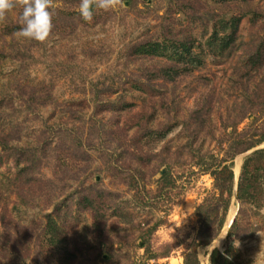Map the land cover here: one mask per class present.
I'll use <instances>...</instances> for the list:
<instances>
[{
	"label": "rangeland",
	"instance_id": "1",
	"mask_svg": "<svg viewBox=\"0 0 264 264\" xmlns=\"http://www.w3.org/2000/svg\"><path fill=\"white\" fill-rule=\"evenodd\" d=\"M80 2L50 0L43 41L17 35L21 0L0 18V262L58 264L41 241L51 213L72 264H182L215 194L204 165L264 130V58L248 63L264 45V0H115L88 21ZM220 23L222 49L208 42ZM143 42L158 53L134 48ZM173 42L196 62L176 64ZM250 149L231 158L233 194L211 241L224 234L219 250L264 264V192L260 207L235 195Z\"/></svg>",
	"mask_w": 264,
	"mask_h": 264
},
{
	"label": "trees",
	"instance_id": "2",
	"mask_svg": "<svg viewBox=\"0 0 264 264\" xmlns=\"http://www.w3.org/2000/svg\"><path fill=\"white\" fill-rule=\"evenodd\" d=\"M225 29L226 26L220 23L219 28L216 27L208 38L209 44L216 43L219 49L226 46L229 43V35L225 34ZM219 31L224 34L219 35ZM134 48L138 51L142 50L144 52L158 53L157 49L159 48V44L143 42L137 44ZM172 48L174 49H172L174 56L177 59L175 62L176 64L179 59H186L191 63L196 62L198 56L191 52L189 44L185 42H173ZM263 50L264 45L257 48L255 53L249 56L248 63L253 64L257 60H262L264 58L261 54ZM174 73H176L175 66H168L166 69L162 70L161 76L164 77L166 75L168 76L167 79H172ZM256 135L257 136L254 138V135L251 134L250 139L239 138V140L230 144L231 153L229 155V162L225 163V160L223 162L221 160L213 166L204 165L203 169L212 175L215 194L213 195L211 204L205 205L203 203L206 209L205 212H201V207L197 208L196 213L200 216V226L196 233L195 244L192 250L184 254L182 264H198V259L195 254L196 245L209 244L222 227L229 200L233 194L234 181L231 169V158L234 154L253 148L264 141V130ZM262 192H264V146L253 149L243 157L236 180L235 195L240 202H248L255 207H260L263 203ZM80 203L92 210L93 226L94 229H97V225L100 224L99 220L101 219V215L98 212L95 201L90 197H84V200H80ZM56 221L57 220L51 213L47 214V220L45 221L46 226L44 227L41 241L44 242L46 248H49L50 251L51 249L53 250L50 254L56 255L58 264H72L76 255L64 244V235L61 233V227ZM27 247L29 246L27 245ZM210 252V264H239L237 260L229 254L227 248L219 250L215 247ZM0 264L8 263L0 262ZM9 264L17 263L11 262Z\"/></svg>",
	"mask_w": 264,
	"mask_h": 264
},
{
	"label": "clouds",
	"instance_id": "3",
	"mask_svg": "<svg viewBox=\"0 0 264 264\" xmlns=\"http://www.w3.org/2000/svg\"><path fill=\"white\" fill-rule=\"evenodd\" d=\"M114 2L115 0H81L79 13L85 21H88L92 17L93 4L96 7L107 9L113 6ZM21 4L22 10L19 13V23L22 27L19 29L17 35L37 41L45 40L52 27V13L49 11L50 0H21ZM14 6L15 0H0V18H3ZM186 216L184 215L180 218L179 226ZM223 236L224 234L219 236L215 241H210L207 246H210L211 249L215 248L218 245L219 239ZM232 244L233 247H236L239 241L233 240ZM210 254L211 252L209 251L208 257Z\"/></svg>",
	"mask_w": 264,
	"mask_h": 264
},
{
	"label": "bare ground",
	"instance_id": "4",
	"mask_svg": "<svg viewBox=\"0 0 264 264\" xmlns=\"http://www.w3.org/2000/svg\"><path fill=\"white\" fill-rule=\"evenodd\" d=\"M238 165H239V162L237 161L236 164H235V168H234V172L237 173V170H238ZM228 217H227V222H229L231 220V218L233 217L234 215V210L231 208L228 212ZM222 235V234H221ZM219 237V236H218ZM220 241V239H219ZM218 241V242H219Z\"/></svg>",
	"mask_w": 264,
	"mask_h": 264
},
{
	"label": "water",
	"instance_id": "5",
	"mask_svg": "<svg viewBox=\"0 0 264 264\" xmlns=\"http://www.w3.org/2000/svg\"><path fill=\"white\" fill-rule=\"evenodd\" d=\"M256 148H258V147H255V148L250 149L249 152H251L253 149H256ZM235 185H236V181H235ZM235 189H236V187H235Z\"/></svg>",
	"mask_w": 264,
	"mask_h": 264
}]
</instances>
